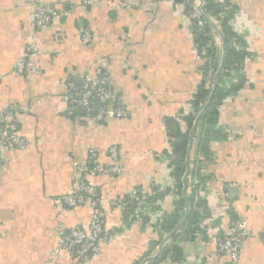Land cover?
Masks as SVG:
<instances>
[{
    "label": "crops",
    "instance_id": "0c3cea01",
    "mask_svg": "<svg viewBox=\"0 0 264 264\" xmlns=\"http://www.w3.org/2000/svg\"><path fill=\"white\" fill-rule=\"evenodd\" d=\"M209 1L221 4L234 30L247 33L231 41L244 56L233 93L218 106L217 124L208 134L196 133L188 147L187 168L207 181L206 203L190 234L185 187L179 224L173 230L164 225L181 198L168 191L173 177L164 155L170 152L166 119L189 107L203 81L190 6L178 0H0V116L21 107L16 122L26 142L21 149L0 140V264H77L70 252L55 256L54 250L63 234L89 227L93 208H68L58 198L72 191L76 163H90L96 153L107 165L112 146L119 150L122 174L90 180L101 192L113 237L90 264L233 263L218 253L215 236H228L236 216L247 228L233 264H264V0ZM48 6L57 15L45 27L34 26L35 12ZM31 40L40 54L25 76L15 65ZM220 41L214 51L219 67L225 58ZM86 74L108 75L126 117L98 122L70 114L68 81ZM137 190L155 191L156 198L151 215L141 220L129 218L137 201L127 208L111 205ZM173 239L178 250L163 255Z\"/></svg>",
    "mask_w": 264,
    "mask_h": 264
},
{
    "label": "built area",
    "instance_id": "2783aa9c",
    "mask_svg": "<svg viewBox=\"0 0 264 264\" xmlns=\"http://www.w3.org/2000/svg\"><path fill=\"white\" fill-rule=\"evenodd\" d=\"M178 1L190 6L189 16L195 24L194 34L196 35V38L201 34L208 37L205 42V51L207 52L208 49L211 48L213 51L217 52L221 43L220 40L222 39V45L225 53L226 41L220 27L221 25H219L222 19L226 18V16H224V12L220 11L217 16L214 15V13L209 12L206 9V0ZM120 5L125 6L126 4L121 3ZM56 15L57 10L54 7H42L35 12L33 25L36 27H45ZM213 28H215V30ZM211 30L218 33L220 39L217 38V34L214 36ZM234 31L240 39L238 38L237 40L236 36H234L232 37V41L237 43L241 39H245L247 31L243 32L239 28ZM82 37L85 43L90 42V31L85 30ZM217 40L220 41L219 44H217ZM196 44L198 48L200 45L199 42ZM206 52L203 55L204 65L202 66L201 71L205 74L206 87H209L213 91L218 85V77L222 71L223 64H221L220 67L218 65V68L214 69L212 67L213 57L206 54ZM39 54L40 50L37 44L31 40L27 45L25 58L23 60H19L15 65L16 71L25 76H29V72L35 69L37 65ZM236 80L237 73L231 71L229 75L224 77L223 84L226 87H230V83ZM67 85L68 89L64 94V99L69 103V107L71 109L70 114L75 118H79L81 115H86L91 116L95 121L104 122L110 115H114L118 118L126 117L127 113L124 108L123 100L121 97H117L112 93L107 74H101L100 76L86 74L80 79L73 77L69 79ZM112 104L114 105L113 108L110 107ZM204 108L205 105L203 104L199 110H194L190 103L187 109L183 110L178 114V116H176H182L185 112L197 114V119L191 130V140L189 146H192L198 120L204 111ZM21 110V107L8 109L0 116V123L2 125L0 130V140L6 146L11 148L23 149L26 147L25 140L19 135L18 125L16 122L17 116ZM108 154L111 158V163L107 165L98 161L96 153L92 155L90 163L75 164L72 173V191L58 198V202L68 208H74L89 203L93 208V212L91 214V221L88 228L77 226L61 236L58 246L54 250L55 256L68 251L74 256L77 264H90L91 260L101 252L103 245L112 239L113 231L109 230V228L105 226L104 214L100 205L102 201L101 192L90 180L98 175L117 177L122 174L123 167L119 162L120 155L117 146L109 148ZM165 159L170 163V159L167 157H165ZM187 161L189 163L188 159ZM203 173L204 172H202V174ZM172 179L173 184L171 188H168L169 193H175L178 191L176 187V180L174 178ZM182 180L188 201L186 210L190 211L191 205L189 203V195L195 197V203L198 198L205 200L206 198L203 196V193H206L205 186L207 185V181L202 182L198 176L190 175L189 168H187ZM131 200L137 201L138 207L133 210V212L129 215V218L141 220L144 215H151V210L156 204L155 191L147 193L146 195H142V192L138 190L133 191L127 197L122 196L113 198L111 200V205L114 207L127 208L130 206L129 203ZM197 209L201 211L202 207L198 206ZM157 214L161 215L163 214V211L159 210L157 211ZM230 226L231 231L228 236L216 235L215 239L218 253L220 255H229L230 259L234 263L239 258V254L241 252L247 228V221L242 217L236 216L231 220ZM191 227L194 228L196 226L194 225ZM199 233L200 231L196 233V236L200 237L203 235L202 233Z\"/></svg>",
    "mask_w": 264,
    "mask_h": 264
},
{
    "label": "trees",
    "instance_id": "16d2710c",
    "mask_svg": "<svg viewBox=\"0 0 264 264\" xmlns=\"http://www.w3.org/2000/svg\"><path fill=\"white\" fill-rule=\"evenodd\" d=\"M207 6L206 9L214 13V15H218L221 11V4L215 3L209 0H206ZM230 14H228L229 16ZM229 19L226 17L222 19L220 25L221 30L224 34V39L226 41V52H225V58L223 62V68L222 71L218 77V85L215 87V89L212 91L209 87H206V81H205V74H203V81L201 85L199 86L197 92L194 94V98L191 101V106L194 110H199V108L204 104L205 108L202 114L200 115V118L198 120V125L195 130L196 133H203L207 132V134L210 131H213V127L217 124V113H218V106L221 103V99L232 92V87L236 83V81L231 82L230 87H226L223 85L224 83V77L229 75L231 71L234 73H237L239 71V65L241 63V59L244 56V53H242L241 50H237L231 45L232 37L236 36V39H240V37H237V34L233 30V27L229 24ZM208 37L205 35L197 36L196 40L199 42L198 51L203 57L205 54V46H206V39ZM207 50V47H206ZM206 54L213 57V64L212 67L214 69L218 68V63L214 59V51L210 48L206 52ZM239 73V72H238ZM240 77V74L237 75V79ZM235 87V86H234ZM197 114H194L192 112H185L182 116L179 117H168L166 119V129L167 134L169 137V150L170 152L164 154L165 157L170 159V168H171V176L176 180L177 183V189L179 195H181V198L177 201V209L175 212L169 214L167 217V220L165 221V226L169 230H173L177 227L179 224L178 222V214L177 210L180 207L183 208L186 205V199L183 196V175L185 174L187 170V158H188V147L191 140V130L194 127V123L196 121ZM183 122V125H182ZM212 127V128H211ZM201 148L204 149L205 145L201 144ZM189 167V165H188ZM192 169V168H191ZM190 175H193L192 170H190ZM164 192V191H163ZM166 192V191H165ZM164 192V193H165ZM162 191L158 192L156 194L157 197L162 196ZM189 203L191 205V213L188 215L186 219L187 226L191 227L194 226L195 222H199L198 214L200 213L197 209L198 206H205L206 201L202 198H198L195 203V197L192 195H189ZM192 228V227H191ZM194 229V230H192ZM189 230L190 234H193V232L197 229V227L192 228ZM175 238V237H172ZM174 239L172 242L168 245H166L163 249V255H166L168 253H174V250H178V246L174 245ZM177 248V249H176Z\"/></svg>",
    "mask_w": 264,
    "mask_h": 264
}]
</instances>
